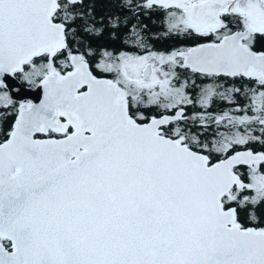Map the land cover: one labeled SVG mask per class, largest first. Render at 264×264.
Segmentation results:
<instances>
[{"label": "snow or ice", "instance_id": "1", "mask_svg": "<svg viewBox=\"0 0 264 264\" xmlns=\"http://www.w3.org/2000/svg\"><path fill=\"white\" fill-rule=\"evenodd\" d=\"M0 264H264V0H0Z\"/></svg>", "mask_w": 264, "mask_h": 264}]
</instances>
